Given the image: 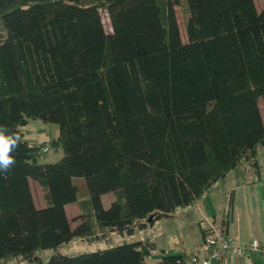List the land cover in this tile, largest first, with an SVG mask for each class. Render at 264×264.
Masks as SVG:
<instances>
[{
  "label": "trees",
  "instance_id": "1",
  "mask_svg": "<svg viewBox=\"0 0 264 264\" xmlns=\"http://www.w3.org/2000/svg\"><path fill=\"white\" fill-rule=\"evenodd\" d=\"M261 1L258 10L255 0H0V124L21 137L15 167L0 175V259L99 238L96 230L132 235L193 205L241 160L258 169ZM29 119L58 124L51 145H61V158L40 160L42 143L20 130ZM229 210L219 224L225 232ZM154 248L144 239L35 257L145 264ZM188 256L166 253L160 264H186Z\"/></svg>",
  "mask_w": 264,
  "mask_h": 264
},
{
  "label": "rangeland",
  "instance_id": "2",
  "mask_svg": "<svg viewBox=\"0 0 264 264\" xmlns=\"http://www.w3.org/2000/svg\"><path fill=\"white\" fill-rule=\"evenodd\" d=\"M258 10L262 8V1L255 0ZM177 13L179 17L181 36L186 37L185 22L181 8L177 7ZM104 23L109 28L108 20L103 16ZM261 114L264 116V106L260 104ZM20 130L24 133V139L30 143H40L42 135L46 136V141L42 143L47 148L42 152L40 156L41 161L54 162L62 157L63 150L61 145L57 147L51 145V141L56 138L59 132V126L56 123H45L39 119H29L27 124L20 127ZM41 144V143H40ZM264 154V146L259 147ZM264 161V156H262ZM31 189L37 204L41 203L42 191L39 185L35 181H31ZM113 199L112 193H106L102 196V202L104 206H108ZM219 203V200L217 201ZM68 217L71 221V225L75 226L79 223V206L77 203L68 204L67 206ZM201 218L200 210L197 204H193L186 207H177L170 213H165L163 216L155 221L153 224L148 225L142 229L136 228L132 235H127L117 229H107L104 231L96 230L95 234L89 237H75L69 243H64L57 249H40L35 252L41 261H47L52 254L64 253L67 255H75L82 252L93 251L96 248L108 247L114 244L122 242H133L137 240L151 239L155 242V248L148 257V264H156L158 253L164 248L178 249L181 246L193 249L197 242L200 231L198 222ZM34 255L21 256L10 255L0 259V264H36L37 260Z\"/></svg>",
  "mask_w": 264,
  "mask_h": 264
},
{
  "label": "crops",
  "instance_id": "3",
  "mask_svg": "<svg viewBox=\"0 0 264 264\" xmlns=\"http://www.w3.org/2000/svg\"><path fill=\"white\" fill-rule=\"evenodd\" d=\"M46 140V136L42 135L40 143H44ZM34 144L37 143L34 142ZM262 156L264 154L261 150L258 151V169L250 162L241 160L224 178L213 183L194 203L199 207L201 214L198 222L199 231L205 229L210 223L219 226L223 215L230 209L227 231L238 241L256 238L264 243V161H262ZM201 241L202 233L200 231V236L193 249L183 246L178 249H161L155 263L160 264L162 255L166 253L182 252L187 255L199 253ZM145 264H148V258ZM211 264H264V259L257 256L247 258L231 256L214 260Z\"/></svg>",
  "mask_w": 264,
  "mask_h": 264
},
{
  "label": "built area",
  "instance_id": "4",
  "mask_svg": "<svg viewBox=\"0 0 264 264\" xmlns=\"http://www.w3.org/2000/svg\"><path fill=\"white\" fill-rule=\"evenodd\" d=\"M42 152L47 148L43 146ZM247 258L257 256L264 259V243L256 238L238 241L229 232H225L213 223L205 228L201 241V251L188 256L186 264H211L224 257Z\"/></svg>",
  "mask_w": 264,
  "mask_h": 264
},
{
  "label": "clouds",
  "instance_id": "5",
  "mask_svg": "<svg viewBox=\"0 0 264 264\" xmlns=\"http://www.w3.org/2000/svg\"><path fill=\"white\" fill-rule=\"evenodd\" d=\"M20 143V135L11 131L6 124H0V175L12 172L17 163L14 153Z\"/></svg>",
  "mask_w": 264,
  "mask_h": 264
}]
</instances>
